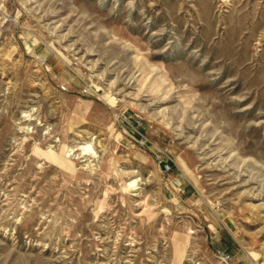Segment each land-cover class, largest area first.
Here are the masks:
<instances>
[{
	"label": "rangeland",
	"instance_id": "rangeland-1",
	"mask_svg": "<svg viewBox=\"0 0 264 264\" xmlns=\"http://www.w3.org/2000/svg\"><path fill=\"white\" fill-rule=\"evenodd\" d=\"M216 249L264 264V0H0V264Z\"/></svg>",
	"mask_w": 264,
	"mask_h": 264
},
{
	"label": "built area",
	"instance_id": "built-area-1",
	"mask_svg": "<svg viewBox=\"0 0 264 264\" xmlns=\"http://www.w3.org/2000/svg\"><path fill=\"white\" fill-rule=\"evenodd\" d=\"M138 142L142 148H151L153 150L152 153L154 160L157 163L161 173L169 176L172 172V166L174 163V158L171 153L165 147L155 145L147 138V136L140 133ZM215 257L224 264H231L233 261V256L221 249L215 250Z\"/></svg>",
	"mask_w": 264,
	"mask_h": 264
},
{
	"label": "bare ground",
	"instance_id": "bare-ground-1",
	"mask_svg": "<svg viewBox=\"0 0 264 264\" xmlns=\"http://www.w3.org/2000/svg\"><path fill=\"white\" fill-rule=\"evenodd\" d=\"M89 145H90V144H89ZM90 151H91V153H95L92 147H83V148H82V152L85 153V154H89ZM141 203H142V202H141ZM144 203H145V201H144Z\"/></svg>",
	"mask_w": 264,
	"mask_h": 264
}]
</instances>
